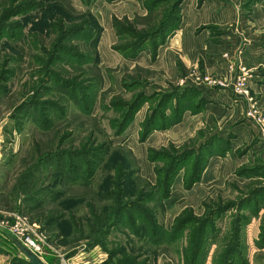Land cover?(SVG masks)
Returning <instances> with one entry per match:
<instances>
[{
	"label": "rangeland",
	"instance_id": "obj_1",
	"mask_svg": "<svg viewBox=\"0 0 264 264\" xmlns=\"http://www.w3.org/2000/svg\"><path fill=\"white\" fill-rule=\"evenodd\" d=\"M156 1L0 0V221L19 214L32 225L45 264H264L259 132L239 139L232 130L241 121L229 123L227 115L224 131L216 119L202 122L206 100L199 90L155 85L159 41L134 51L126 34H116L113 20L121 22L119 32L141 30L175 2ZM204 1L194 0L193 8ZM235 4L251 34L264 36V0ZM190 5L183 0L174 12L179 26L166 41ZM218 29L210 23L197 33ZM120 45L132 48L128 55L116 50ZM230 67L232 78L191 72L204 87L236 97L232 84L241 68L254 75L240 63L235 72ZM142 92L131 111L127 103ZM168 92L181 98L167 100ZM187 114L196 116L194 131L171 134ZM178 153L186 156L173 164ZM113 209L117 221L101 225ZM17 243L0 225V264L25 258Z\"/></svg>",
	"mask_w": 264,
	"mask_h": 264
},
{
	"label": "crops",
	"instance_id": "obj_2",
	"mask_svg": "<svg viewBox=\"0 0 264 264\" xmlns=\"http://www.w3.org/2000/svg\"><path fill=\"white\" fill-rule=\"evenodd\" d=\"M235 2L236 0H205L202 7L196 10L193 8L194 0H190L192 5L183 10L179 30L159 48L152 64L160 75L154 79L157 87L166 86L173 89L170 86H179L180 90H199L201 98L206 100V113L199 115L202 122L204 120L207 124H215L216 119L218 128L224 131L227 115L229 123L241 121L232 132L239 136V139H245L251 131L258 134L257 127L245 119L246 102L234 97L228 89L204 87L191 72L198 67L204 73L232 78L236 74H232L231 70L227 71V64L233 71L234 68L237 70L239 63L242 64L252 70L254 76L251 89L258 105L264 110V36L251 34L248 25L240 17ZM193 10L196 12H192ZM210 23L219 27V33L211 35L205 30L197 33L198 28ZM110 33L112 35V29ZM225 55L230 60L226 59ZM149 58V53L145 52L139 63H143L145 67L146 61L150 63ZM195 118L196 116L190 114L185 115L183 122L176 125L171 134L184 128L181 135L183 138L185 133L194 131Z\"/></svg>",
	"mask_w": 264,
	"mask_h": 264
},
{
	"label": "trees",
	"instance_id": "obj_3",
	"mask_svg": "<svg viewBox=\"0 0 264 264\" xmlns=\"http://www.w3.org/2000/svg\"><path fill=\"white\" fill-rule=\"evenodd\" d=\"M114 1V0H112ZM183 0H175V2L172 4V7L171 8H168L166 9V13L165 15L167 14V16L165 18H160V19H156V16H150L148 19L144 20V28H142L141 30H136L135 28L134 29H126L122 32H119V25H121V22L119 20H113V26L116 30V34L118 36H121L123 34H126L128 38H125V42L126 43H133L134 46H133V50L134 51H138L139 48H141L143 46L144 43H146L147 41H151V40H155L156 42L159 41V46L163 43L166 42V39L169 37V35L171 34L172 32V29H175L179 26V21L178 19H174L172 20V17L174 16V12H177L178 10V7L180 6L181 2ZM160 1H156L155 3H159ZM146 8L149 10V11H152L154 10V5H146ZM170 15V17H168ZM126 21V20H124ZM123 21V22H124ZM175 24V25H174ZM71 33V32H70ZM125 45H120L119 47L116 48L117 51H120L122 53H125V55H128V52L132 49L131 47L129 48H123ZM159 46H157L155 49H154V58L157 54V51H158V48ZM173 89H176V88H173ZM190 90V89H188ZM192 91H197V89H191ZM190 95H193V93L187 95V96H190ZM164 98H166L167 100L168 99H171V98H177V99H180L181 96L179 97L178 95H175L174 92H168V93H165L162 95ZM142 98H145V93L142 92L140 93L139 95H137L134 100L130 103H127V107L132 110H134L135 108H137L140 100ZM163 99V98H162ZM187 101L188 99L185 98ZM123 104V103H122ZM162 107V104H160V108ZM154 117H149V119L147 120L146 122V128L148 127V129L150 127H152L154 125ZM149 132V130H148ZM64 152L62 151L61 152V155L63 154ZM65 154V153H64ZM194 153H192L193 155ZM186 155H184L183 153H178L174 156H172L171 158V161L173 164L179 162L180 160L184 159ZM188 157V156H187ZM202 166V165H200ZM69 171H72V168H68ZM92 171H87V175H91ZM87 182V181H86ZM227 209L225 210H222V211H219V214L225 212ZM114 213V214H113ZM118 213H120V210H118ZM117 213V214H118ZM217 213H214L213 216H211V219H213V217L216 215ZM118 217V216H117ZM116 210H112V215H108V214H105L104 217H102V220L99 219L98 222L101 223V225H105L107 226L109 223H113L114 221H117L116 220ZM207 220V222H205V229H203V232H206V230L209 228V226L211 225L212 226V220ZM214 222V220H213ZM109 224V225H110ZM100 233V234H99ZM96 234V236L99 234V236L102 235V232H99ZM97 240L99 238H96ZM112 259V258H111ZM110 259V260H111ZM14 264H16L18 262V264H30V262L26 259V258H20L19 260H17V258H15L14 260ZM112 263H113V260H111ZM119 263L121 264V262L119 261ZM227 264V263H226Z\"/></svg>",
	"mask_w": 264,
	"mask_h": 264
},
{
	"label": "built area",
	"instance_id": "obj_4",
	"mask_svg": "<svg viewBox=\"0 0 264 264\" xmlns=\"http://www.w3.org/2000/svg\"><path fill=\"white\" fill-rule=\"evenodd\" d=\"M241 70V74L232 84V91L235 93L236 97L246 102L248 106L247 118L254 123L261 138L264 140V115L259 113L257 103L254 102L250 92V83L253 81L252 76L247 72V69L241 68ZM202 82L204 81L202 80ZM0 225H4L15 240L29 249L32 253L38 257L39 254L42 253L39 232H37L24 218L19 216V214L5 213L4 219L0 221Z\"/></svg>",
	"mask_w": 264,
	"mask_h": 264
},
{
	"label": "water",
	"instance_id": "obj_5",
	"mask_svg": "<svg viewBox=\"0 0 264 264\" xmlns=\"http://www.w3.org/2000/svg\"><path fill=\"white\" fill-rule=\"evenodd\" d=\"M17 247L20 252L24 254L25 258L30 262V264H45L37 255L32 253L20 243H17Z\"/></svg>",
	"mask_w": 264,
	"mask_h": 264
}]
</instances>
